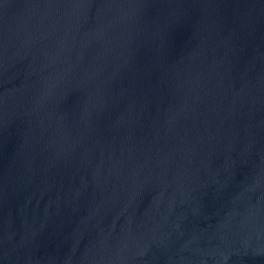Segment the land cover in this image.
<instances>
[{
	"label": "water",
	"instance_id": "water-1",
	"mask_svg": "<svg viewBox=\"0 0 264 264\" xmlns=\"http://www.w3.org/2000/svg\"><path fill=\"white\" fill-rule=\"evenodd\" d=\"M0 264H264V0H0Z\"/></svg>",
	"mask_w": 264,
	"mask_h": 264
}]
</instances>
